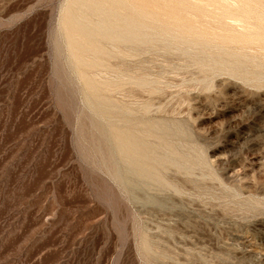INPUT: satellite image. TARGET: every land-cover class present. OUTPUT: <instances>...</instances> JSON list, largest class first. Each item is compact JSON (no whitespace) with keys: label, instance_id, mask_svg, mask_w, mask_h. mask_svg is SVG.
Instances as JSON below:
<instances>
[{"label":"rangeland","instance_id":"obj_1","mask_svg":"<svg viewBox=\"0 0 264 264\" xmlns=\"http://www.w3.org/2000/svg\"><path fill=\"white\" fill-rule=\"evenodd\" d=\"M0 264H264V0H0Z\"/></svg>","mask_w":264,"mask_h":264},{"label":"bare ground","instance_id":"obj_2","mask_svg":"<svg viewBox=\"0 0 264 264\" xmlns=\"http://www.w3.org/2000/svg\"><path fill=\"white\" fill-rule=\"evenodd\" d=\"M72 23V22H71ZM78 26H80V25H78ZM75 27V26H74ZM73 28V27H72ZM79 30H80V28H78ZM74 33H76V32H74ZM92 35V34H91ZM76 42V41H75ZM77 43V42H76ZM79 44V43H78ZM77 44V45H78ZM76 45V44H75ZM74 47V46H73ZM77 48H75V50H76Z\"/></svg>","mask_w":264,"mask_h":264}]
</instances>
